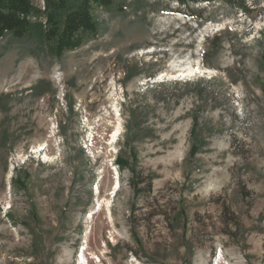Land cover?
<instances>
[{
  "label": "rangeland",
  "instance_id": "1",
  "mask_svg": "<svg viewBox=\"0 0 264 264\" xmlns=\"http://www.w3.org/2000/svg\"><path fill=\"white\" fill-rule=\"evenodd\" d=\"M92 14L0 39V264H264V0Z\"/></svg>",
  "mask_w": 264,
  "mask_h": 264
},
{
  "label": "trees",
  "instance_id": "2",
  "mask_svg": "<svg viewBox=\"0 0 264 264\" xmlns=\"http://www.w3.org/2000/svg\"><path fill=\"white\" fill-rule=\"evenodd\" d=\"M186 7L198 3H224L246 9V0H169ZM112 0H43L42 7L31 0H0V39L7 34L21 38L27 34L40 35L49 42V53L60 58L95 39L98 25L92 11L110 6Z\"/></svg>",
  "mask_w": 264,
  "mask_h": 264
},
{
  "label": "bare ground",
  "instance_id": "3",
  "mask_svg": "<svg viewBox=\"0 0 264 264\" xmlns=\"http://www.w3.org/2000/svg\"><path fill=\"white\" fill-rule=\"evenodd\" d=\"M217 26H219V25H217ZM217 26H215V27H217ZM192 72H193V69L190 68V67L181 68L178 71H176L173 74V76L177 77L178 79L190 78L191 75H192ZM164 75H165L164 73L158 74V76L160 78L159 80H162ZM118 133H119V126H114V128H113V130L111 132V135H110V141L111 142H113L116 139ZM117 188H118V180H117V178H115L114 181L112 182L111 188H110L112 193H114L117 190ZM98 190L99 189L96 188V190H95L96 194L99 193ZM87 262L88 261H87L86 256H85V244L83 243L82 245H80V247H79V249L77 251L76 264H87Z\"/></svg>",
  "mask_w": 264,
  "mask_h": 264
}]
</instances>
